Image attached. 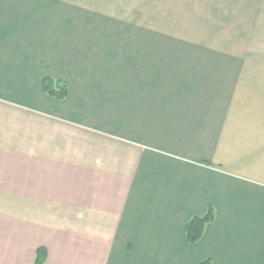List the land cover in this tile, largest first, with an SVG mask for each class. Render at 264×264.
Listing matches in <instances>:
<instances>
[{
    "label": "crops",
    "instance_id": "crops-1",
    "mask_svg": "<svg viewBox=\"0 0 264 264\" xmlns=\"http://www.w3.org/2000/svg\"><path fill=\"white\" fill-rule=\"evenodd\" d=\"M38 249L264 264V0H0V264Z\"/></svg>",
    "mask_w": 264,
    "mask_h": 264
},
{
    "label": "trees",
    "instance_id": "trees-1",
    "mask_svg": "<svg viewBox=\"0 0 264 264\" xmlns=\"http://www.w3.org/2000/svg\"><path fill=\"white\" fill-rule=\"evenodd\" d=\"M43 92L56 99L64 100L68 97L69 91L67 84L55 81L52 79H45L42 83ZM215 218L214 211L210 210L207 215L203 217L193 218L186 227V237L190 244H196L203 236L204 230ZM47 251L45 249H38L34 264H46Z\"/></svg>",
    "mask_w": 264,
    "mask_h": 264
},
{
    "label": "rangeland",
    "instance_id": "rangeland-1",
    "mask_svg": "<svg viewBox=\"0 0 264 264\" xmlns=\"http://www.w3.org/2000/svg\"><path fill=\"white\" fill-rule=\"evenodd\" d=\"M120 21V20H119ZM168 57H170V56H168Z\"/></svg>",
    "mask_w": 264,
    "mask_h": 264
}]
</instances>
